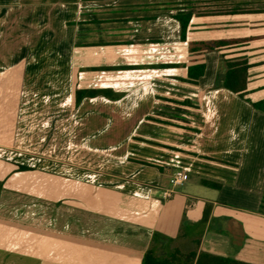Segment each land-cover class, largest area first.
Returning <instances> with one entry per match:
<instances>
[{"label": "crops", "instance_id": "crops-1", "mask_svg": "<svg viewBox=\"0 0 264 264\" xmlns=\"http://www.w3.org/2000/svg\"><path fill=\"white\" fill-rule=\"evenodd\" d=\"M160 1L0 0V103L10 85L22 84L23 76L43 68L47 51L54 48L58 64L65 57L67 63H79L74 89L104 90L84 97L79 105L87 99L135 98L134 107L143 111L132 125L136 136L126 138L135 144L129 153L145 159L126 162L108 173L112 178L100 179L96 173L83 177L80 168L20 169L18 164H32L0 156L3 257L16 253L32 264H141L146 249L155 245L158 254L176 246L264 264V213L221 199L223 192L246 186L254 205L262 204L264 165L251 158L248 144L258 139L251 128L264 127V111L251 104L264 98V3H252L259 12L211 14L206 10L209 1L202 0L204 11L191 8L186 38L181 40L179 23L172 17L175 8L170 3L162 8ZM162 16L170 17L176 27L172 41L166 39ZM66 29L76 34L65 56L68 42L61 36ZM250 35L254 39L236 48L259 53L245 50L228 57L226 52L234 47L201 55L188 50L191 40ZM242 57L253 64L247 70L244 96L214 86L215 75L226 70V59ZM198 61L205 63L203 75L196 83L182 80L187 65ZM62 67L38 78L66 76ZM221 96L244 100L247 106L238 105L237 110L248 107L255 123L234 119L229 106H218ZM9 107L2 106V112ZM260 136L264 139V131ZM173 152L195 158L188 179L177 186L168 182L171 168L146 160ZM167 190H172L169 196ZM18 195L32 197L30 205L25 199V206L40 205L39 231L11 224L8 217ZM154 233L169 240L155 242Z\"/></svg>", "mask_w": 264, "mask_h": 264}, {"label": "rangeland", "instance_id": "rangeland-1", "mask_svg": "<svg viewBox=\"0 0 264 264\" xmlns=\"http://www.w3.org/2000/svg\"><path fill=\"white\" fill-rule=\"evenodd\" d=\"M201 1L196 3L197 11L204 10L203 6L206 3ZM206 1H209V4L207 3L209 6H217L206 10L223 9L229 6L225 0ZM255 1L243 0V2H251V4L243 6L254 7L252 3ZM263 3L264 0L256 1L257 5ZM161 20L166 25L164 30L166 39L172 41L174 35L177 34L173 20L168 16H162ZM256 25H261V22L258 20ZM133 27L138 28L137 25H133ZM140 31L143 32V29ZM35 33L38 32L35 31ZM75 34V31L66 29L61 36L65 42H68V45L63 48L65 56L69 54L68 50L72 47ZM50 36L51 38L54 37V35ZM236 47L226 52L228 57L243 55L245 50L249 53L253 52V54L256 51L252 48L248 50L246 47ZM255 53H259V50ZM47 54V61L44 62L40 71L34 70L31 76H23L22 84L20 81V84L10 85L3 96L2 103H0V156L30 163L34 165H30V168L33 167L34 169L45 167L73 172L72 168H80L84 171L81 174L83 177L92 178L93 173H96V177L100 179H103L104 176L112 178L108 173L126 162L145 160L137 153H129L133 152L131 147L135 144L127 143L128 136H136L132 135L134 132L132 125L143 111L134 107L136 106L135 98H126L116 102L87 99L79 107H75L72 95L74 87L79 84L76 77L77 71H79L77 68L79 63L76 61L67 63L65 57L63 64L61 62L58 64L54 48H49ZM63 65L66 76L63 75L59 79L38 78L44 72L48 74H53L52 72H56V70L60 72ZM21 67V64L18 65L14 69V73H17ZM236 101V99L230 101L221 96L218 99V106H229L232 109L229 113L233 115L234 119L244 122H250L252 119L251 124H254L255 121L253 116H250L251 112L248 107L242 108L241 111L237 110L238 105L247 106V103L244 100H241L242 103ZM2 106L10 107L9 110L2 112ZM11 106L13 109L10 110ZM263 131V126L259 124L256 127L253 126L251 132L257 135L258 139L256 142L250 141L248 144L249 151L252 153L251 158L262 163V165H264V139L260 135ZM243 136L245 134L242 133ZM133 150L135 151V149ZM126 151L127 154L129 153V157H126ZM246 189V186H241L238 190L223 192L221 199L230 204L242 205L264 213V202L262 204L258 202L254 205L255 200L252 199V195L251 198H248L251 192L246 191ZM24 196L12 197L16 203L14 206H17L8 218L14 221L11 223L13 225L22 228L32 226L33 231H39L41 225L40 205L29 206V199L32 197ZM25 199L29 205L25 206ZM30 215H33L32 218ZM2 261L3 264H23L25 261L26 264H32L27 258L19 257L16 253H10L4 257L0 254V263Z\"/></svg>", "mask_w": 264, "mask_h": 264}, {"label": "trees", "instance_id": "trees-1", "mask_svg": "<svg viewBox=\"0 0 264 264\" xmlns=\"http://www.w3.org/2000/svg\"><path fill=\"white\" fill-rule=\"evenodd\" d=\"M197 1L201 0H161L160 6L162 8L170 6L175 8V12L172 17L175 18L179 23V37L181 40L186 38V30L192 16V9L196 6ZM246 1V0H244ZM229 6L223 9L207 10L211 14H233L240 12H259L261 8L245 7L243 0H225ZM209 6V5H208ZM210 7H217L211 5ZM190 8V9H189ZM192 8V9H191ZM196 13L200 11L195 10ZM204 11V10H203ZM255 36H244L234 38H215V39H199L191 40L188 42V50L193 54H204L209 51H219L221 49L241 46L248 43ZM166 66L168 64H160ZM226 70L215 75L214 86L225 87L232 92L243 97L246 92L247 83V70L253 65L248 63L247 59L242 57L238 59L228 58L226 59ZM121 67V66H120ZM186 77L181 78L182 80L190 83H196L198 78L203 75L205 69V63L203 61L194 62L187 65ZM221 81V83H220ZM102 89L96 88H75L73 94V104L77 107L84 97L94 96L103 92ZM119 95V94H117ZM251 104L256 109L264 111V98L257 101H252ZM6 111V109L4 108ZM20 169H29L30 166L25 164H18ZM264 202V187L262 190V203ZM160 238H165L167 241L168 237L162 236L160 233L153 234V241L157 242ZM141 264H255L247 261L238 260L232 257L211 254L208 252L196 250L183 251L179 247L174 246L172 249H166L161 253H156L155 245H152L146 249L143 254Z\"/></svg>", "mask_w": 264, "mask_h": 264}, {"label": "built area", "instance_id": "built-area-1", "mask_svg": "<svg viewBox=\"0 0 264 264\" xmlns=\"http://www.w3.org/2000/svg\"><path fill=\"white\" fill-rule=\"evenodd\" d=\"M176 152L170 153L168 157L155 156L146 157V160L154 161L158 164L171 168V172L168 176V182L171 186L182 185L184 181L188 179L189 172L192 170L195 158L187 157ZM172 190L165 191V195L169 196Z\"/></svg>", "mask_w": 264, "mask_h": 264}]
</instances>
